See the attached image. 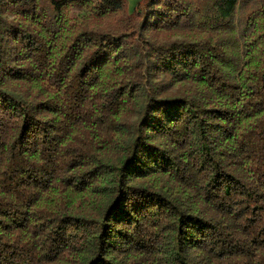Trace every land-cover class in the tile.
I'll list each match as a JSON object with an SVG mask.
<instances>
[{"label": "trees", "instance_id": "obj_1", "mask_svg": "<svg viewBox=\"0 0 264 264\" xmlns=\"http://www.w3.org/2000/svg\"><path fill=\"white\" fill-rule=\"evenodd\" d=\"M0 264H264V0H0Z\"/></svg>", "mask_w": 264, "mask_h": 264}, {"label": "rangeland", "instance_id": "obj_2", "mask_svg": "<svg viewBox=\"0 0 264 264\" xmlns=\"http://www.w3.org/2000/svg\"><path fill=\"white\" fill-rule=\"evenodd\" d=\"M139 1H140V0H137L136 4L133 5V1H128V0H127L129 8L132 9L133 7H135V6L138 4Z\"/></svg>", "mask_w": 264, "mask_h": 264}, {"label": "crops", "instance_id": "obj_3", "mask_svg": "<svg viewBox=\"0 0 264 264\" xmlns=\"http://www.w3.org/2000/svg\"><path fill=\"white\" fill-rule=\"evenodd\" d=\"M128 1H133V5H135L137 2V0H128Z\"/></svg>", "mask_w": 264, "mask_h": 264}]
</instances>
